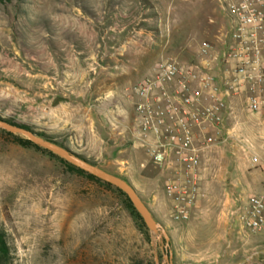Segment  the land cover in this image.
<instances>
[{"label": "rangeland", "instance_id": "374dc122", "mask_svg": "<svg viewBox=\"0 0 264 264\" xmlns=\"http://www.w3.org/2000/svg\"><path fill=\"white\" fill-rule=\"evenodd\" d=\"M0 6L1 119L128 182L169 236L172 264H264V231L243 229L235 215L248 196L264 192V123L238 99L224 125L233 139L224 141L222 130L220 142L203 153L200 198L185 221L173 216L166 177L123 128L107 121L131 122L130 88L160 60L192 68L202 42L222 49L228 21L218 1L4 0ZM4 132L0 239L11 264H166L163 238L141 230L116 188Z\"/></svg>", "mask_w": 264, "mask_h": 264}, {"label": "built area", "instance_id": "2783aa9c", "mask_svg": "<svg viewBox=\"0 0 264 264\" xmlns=\"http://www.w3.org/2000/svg\"><path fill=\"white\" fill-rule=\"evenodd\" d=\"M216 1L228 21L222 49L202 42L199 63L192 68L160 60L130 88L131 122L107 120L123 128L132 147L166 177L165 195L174 218L182 221L200 198L203 153L220 142L222 130L224 141L233 139V129L224 125L234 117V101L264 123V0ZM252 162L259 163L256 155ZM235 215L243 229L263 232L264 192L248 196Z\"/></svg>", "mask_w": 264, "mask_h": 264}, {"label": "water", "instance_id": "95a60500", "mask_svg": "<svg viewBox=\"0 0 264 264\" xmlns=\"http://www.w3.org/2000/svg\"><path fill=\"white\" fill-rule=\"evenodd\" d=\"M0 128L11 134L26 137L36 147L50 152L71 166L121 191L141 217L148 231L163 238L166 251L164 261L166 264H172V256L169 250V236L164 227L155 220L148 207L138 196L136 190L128 182L82 159L79 155L73 153L69 149L38 136L33 131H28L16 125H12L3 119H0Z\"/></svg>", "mask_w": 264, "mask_h": 264}, {"label": "trees", "instance_id": "16d2710c", "mask_svg": "<svg viewBox=\"0 0 264 264\" xmlns=\"http://www.w3.org/2000/svg\"><path fill=\"white\" fill-rule=\"evenodd\" d=\"M7 2H12V1H9V0H5ZM1 3L4 2V0H0ZM13 2H19V1H13ZM1 119V118H0ZM4 120V119H3ZM7 121L8 123L12 124V125H16L20 128H23V129H26L28 131H32L30 130L29 127L27 126H24V125H19V124H16L12 121H8V120H5ZM6 135L12 137L15 141V143L23 148H34V149H37V150H41L39 149L38 147H36L35 145H33L28 139L24 138V137H21L19 135H13L11 133H7V132H4ZM48 140V139H47ZM48 141H51V140H48ZM53 142V141H51ZM55 143V142H53ZM57 144V143H55ZM59 145V144H57ZM61 146V145H59ZM63 147V146H62ZM51 156L55 157V155L51 154L50 152H48ZM83 159V158H82ZM61 160V159H60ZM85 160V159H84ZM69 169L75 171L76 173L78 174H83V175H86L90 180L92 181H95V182H98V183H102L104 186L108 187V188H111L110 185L106 184V183H103L102 181L82 172L81 170L71 166L70 164L64 162ZM117 190V189H116ZM117 192H119L121 194V196L124 197V203H125V206L127 207V209L131 212V214L133 215V217L136 219V221L138 222L139 224V227L141 228L142 231H144L145 234H147V228L144 224V222L142 221L141 217L138 215V213L134 210L133 206L131 205V203L129 202V200L127 199V197L119 190H117ZM11 261H12V258L9 257V254H8V250H7V247L4 243L3 240L0 239V264H11Z\"/></svg>", "mask_w": 264, "mask_h": 264}, {"label": "crops", "instance_id": "0c3cea01", "mask_svg": "<svg viewBox=\"0 0 264 264\" xmlns=\"http://www.w3.org/2000/svg\"><path fill=\"white\" fill-rule=\"evenodd\" d=\"M9 1H12V2L13 1H19V3H25V2H31V1L36 2V1H43V0H9ZM45 1H58V0H45ZM22 6H23V4L18 5L19 8ZM4 15H5V10L0 6V17H2ZM9 100H10V102H12L11 99H9Z\"/></svg>", "mask_w": 264, "mask_h": 264}]
</instances>
